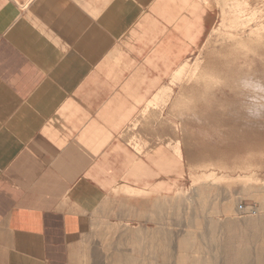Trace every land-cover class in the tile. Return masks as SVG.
I'll list each match as a JSON object with an SVG mask.
<instances>
[{
	"label": "crops",
	"instance_id": "obj_1",
	"mask_svg": "<svg viewBox=\"0 0 264 264\" xmlns=\"http://www.w3.org/2000/svg\"><path fill=\"white\" fill-rule=\"evenodd\" d=\"M203 1L0 0V241L21 264H67L81 220L126 204L120 189L139 209L184 188L166 115L215 21Z\"/></svg>",
	"mask_w": 264,
	"mask_h": 264
},
{
	"label": "rangeland",
	"instance_id": "obj_2",
	"mask_svg": "<svg viewBox=\"0 0 264 264\" xmlns=\"http://www.w3.org/2000/svg\"><path fill=\"white\" fill-rule=\"evenodd\" d=\"M214 2L217 3L214 4ZM234 5L233 0H226L225 5L222 4V0H213V7L216 14L215 21L210 28L206 40L201 44L192 59L185 65L184 70L178 75L179 70L171 79V84L175 87V91L168 105L166 116L170 119V124L173 123L174 130L178 129L179 131L183 154L186 158L188 178L184 188L177 194L170 196V198L152 197L143 203V208L139 209H132L127 203H130L129 200L134 201L144 197L143 194L138 193L136 190L118 189L128 196L129 199L126 204L119 201L110 202L107 200V203L93 208L84 216L80 224L81 230L73 239H69L68 241L67 264H91L93 261H96L97 264H111V260L109 259H111V256L115 253L116 247L118 248V246L115 247L114 244L110 246L111 248L106 245L104 246V242H102L103 238L99 234L103 228L108 232L115 233V242L121 237L124 240L123 232L125 231H135L137 229L147 231V234L152 236V241L148 240V242L145 240L148 243L145 241L140 243L135 240L133 243L134 246L131 244H122L123 246L119 245L117 249L120 252L123 249V251L125 250L124 253H126L133 248V257L135 259L138 258L139 261L145 264H175V259H179L180 256L186 257L188 261L195 257H200L199 254L193 253L190 247L187 250L189 253L186 251L181 255L180 252H177L181 245V242H178V240H180V237L182 238V235L197 232V234L194 233L196 237L194 240L189 238V243L195 244L194 241L196 240V243L200 242H198L200 239L197 237L208 227L205 219L202 220L205 218V213L208 209L205 206L209 207L208 210L216 208V210L222 212L226 207L230 208L233 205L232 213L234 214L232 215L234 219L230 216L229 224H225L224 221L226 220H224L225 218L223 216L218 218L220 223L218 222L216 224L217 226L214 224L218 228L216 234L221 230H223L221 231L223 234L219 232L216 237H213L216 245L210 244L209 248H223V252L220 258H214L217 261L216 263L214 260H211V262L208 261L206 264H218L223 262V260L225 263L232 264V256H236L237 253L242 252V249L246 245V238L249 236L253 227L257 225V222L249 221L251 218L248 217H253L254 209L259 213L261 210L259 207L262 208V201L254 198L255 193L252 195V198L250 195L255 190L258 193V187L261 183L262 185L264 184V160H260L261 158H258L256 161L254 160L257 162L255 164L256 167L251 170L233 172L231 167L237 165V162L240 164V160L241 162L245 160H247V163L250 162L253 152L256 151L251 148H256L257 146L259 148V145L262 146L264 144V120H249L244 116L242 107L246 100V94L240 86V81L244 78L264 80V30H259L263 35L259 41L251 45L249 44L245 48H234V42H232L234 39L231 38L237 35L247 38V35L250 33V28L251 30L254 29L248 27V21L250 20L248 19L249 17L246 18L247 16L240 19L245 22L244 26L235 27L238 19H236ZM241 6L243 9L245 7L248 9L245 3L244 5L242 3ZM253 25V23L250 24V26ZM195 69L196 74L193 77L190 73ZM205 72L212 74L210 79L205 77ZM196 75L203 76L199 78ZM239 77L240 81H238ZM247 149L251 151H247ZM258 150L263 149L259 148ZM234 154L235 156H233ZM241 155L242 157H240ZM205 163H216V165L221 167V169L216 170L211 176V180L215 183L214 185H217L216 189L214 186L211 187L213 184L211 183L212 181H209L210 183L206 182L205 184H201L200 182L202 178L201 174L210 168L206 167V169H203L198 167ZM216 165L214 164V166ZM251 175H255L259 186L256 187V183L253 181ZM248 183H253L255 185L253 189L255 190L251 188V192L247 194L244 189ZM202 185L203 188L205 186L209 187H206L208 190L206 191L205 188L204 190L201 189ZM262 185L259 188L264 187ZM211 188L214 189L212 190ZM202 191L204 192L203 194ZM198 193L204 199L206 198L207 201L210 198L208 201L210 205L208 203L205 206L201 205V201L197 199ZM207 193L208 195H206ZM212 197L213 199L211 200ZM213 203H216V205H213ZM247 207L249 213H244V209H247ZM203 208L206 209L201 210ZM239 209L243 210V212ZM201 214H204V217ZM247 214L249 215L247 216ZM196 216L200 219L198 223L204 224L201 227L202 231L196 229V225H199L194 221L193 217ZM222 224L228 226L226 227L228 229ZM164 230L169 232H166L167 235L165 236H163L165 234L163 232ZM159 231L160 233L156 234ZM155 235L157 236L154 238ZM168 236L169 242L166 240ZM106 237H111V234H108ZM160 237L162 238L160 239ZM213 240L208 239L207 242H213ZM6 241V237L3 242L0 241V264H21L17 254V248H15L16 240L10 236V241ZM162 241L164 242L162 243ZM167 242L170 245L165 244ZM154 243L159 245H154ZM163 244L167 245V247ZM153 245V248L156 247L157 249H153ZM161 245L164 247L162 248ZM110 249L112 250L110 251ZM160 251H165L164 256L160 254ZM94 256L99 257L94 259ZM224 256L226 259H224ZM211 257L213 259V253ZM98 258L101 259L98 260ZM169 259L173 260L170 261ZM187 264L192 263L189 262Z\"/></svg>",
	"mask_w": 264,
	"mask_h": 264
},
{
	"label": "bare ground",
	"instance_id": "obj_3",
	"mask_svg": "<svg viewBox=\"0 0 264 264\" xmlns=\"http://www.w3.org/2000/svg\"><path fill=\"white\" fill-rule=\"evenodd\" d=\"M205 1V3L206 4H209L208 3V0H204ZM203 1V2H204ZM233 2H234V8H235V14H236V19H238L237 21H236V24H235V27H237V26H244L245 25V22H243L242 20H240L242 17H246V18H248L250 21H248L249 22V24H248V27L250 28V27H252V28H254V29H252L251 30V28H250V33L247 35V38H244V36H235V37H233V38H231V39H234L232 42H234V48H245V46H248L249 44L251 45L252 43H255L256 41H259L261 38H262V33H260V31L259 30H264V0H233ZM204 3V4H205ZM215 3H217V2H214V4ZM225 3H226V0H222V4H224L225 5ZM243 3V5H244V3L247 5V7H248V9H246V7H245V9H243V7L241 6V4ZM254 3V4H253ZM223 7V6H222ZM245 10V11H244ZM245 18V19H246ZM245 19H243V20H245ZM247 21V20H246ZM254 24L253 26H250V24ZM231 47V46H230ZM234 50V49H233ZM193 73V74H192ZM192 73H190L193 77H194V75L196 74V69L192 72ZM201 73V72H200ZM204 73V72H203ZM189 74V75H190ZM199 74V73H198ZM202 74V73H201ZM197 76V75H196ZM201 76H203V75H200V76H197V77H201ZM211 76H212V74H209V73H206L205 72V77H208L209 79L211 78ZM238 81H240V77L238 78ZM209 98V97H208ZM208 100V99H207ZM179 105H181V104H179ZM207 105H208V103H207ZM177 106H178V104H177ZM210 107V106H209ZM195 111H196V109H195ZM186 115V114H185ZM186 117V116H185ZM189 117V116H188ZM187 117V118H188ZM207 117H209V116H207ZM257 142V141H256ZM256 144V143H255ZM247 145V144H246ZM263 145L264 144H262V146H260L259 145V148L260 149H263L264 150V147H263ZM244 146V145H243ZM249 146V145H248ZM254 146H257V145H254ZM241 147H242V145H241ZM240 147V148H241ZM245 147V146H244ZM252 147V146H251ZM258 147V146H257ZM256 147V148H257ZM261 147H263V148H261ZM251 148V149H255L256 151H257V149H259V148ZM248 150H250V149H247V151ZM254 150V151H255ZM263 150H258L257 152L255 151V152H253V154H252V159H251V161L250 162H248L247 163V160H243L244 162H241V160H240V164H238V162H237V165H235V166H232L231 167V170L233 171V172H238V171H243V170H251V169H253L254 167H256V163L257 162H255L256 160H258V158H261L260 160H264V151ZM240 152H241V150H239ZM251 151V150H250ZM228 152V151H227ZM235 152V151H234ZM242 153H244V152H242ZM242 153H240V154H242ZM227 154V153H226ZM250 154H251V152H250ZM249 154V155H250ZM232 155V154H231ZM233 156H235V154L233 155ZM240 157H242V155L240 156ZM255 160V161H254ZM264 162V161H263ZM207 163H210V162H207ZM232 163V162H231ZM215 165H216V163H214ZM214 164H204V165H202V166H198V167H200V168H203V169H206V167H210V168H208V170L207 171H205L204 173H202L201 174V184H205L206 182H209V181H212L211 183H213V180H211V176L213 175V173H215V171L216 170H219V169H221V167L219 166V165H216V166H214ZM251 177H252V179H253V181L256 183V187L257 186H259V184L257 183V180H256V178H255V175H251ZM261 182V181H260ZM264 182V181H263ZM210 183V182H209ZM200 184V185H201ZM215 183H213L212 185H211V187L212 186H214L215 187V189H216V186L217 185H214ZM253 183H248V184H246L245 185V189H244V191H246L247 192V194L248 193H250L251 192V190L254 188V184L252 185ZM258 184V185H257ZM199 185V186H200ZM261 185H262V183H261ZM260 185V186H261ZM264 185V184H263ZM262 185V186H263ZM205 186V185H204ZM210 186V185H209ZM253 186V187H252ZM259 186V187H260ZM201 187V186H200ZM206 187L207 186H205L204 188L206 189ZM258 187V189L260 190H258V193H256V190L255 189H253V190H255L254 192H252V194L250 195V197L252 198V195L254 194L255 195V197L254 198H258V199H260L262 202H261V204H262V208H260L259 207V209H261L260 210V212L258 213V211L256 210V209H254L255 210V212H254V214H253V217L251 216H249L248 218H251V220H249V221H255V223L257 224V225H255L254 227H253V225H252V227H253V229H252V231L250 232V234H249V236L246 238V240H245V242H246V245H245V247L242 249V252L241 253H237L236 254V256H232V261H233V263L232 264H264V187H261V188H259ZM204 188H203V185H202V188L201 189H203L204 190ZM207 188H209V187H207ZM252 188V189H251ZM195 189V188H194ZM197 189V188H196ZM212 189V188H211ZM214 189V188H213ZM212 189V190H213ZM127 190V189H126ZM208 189H206V191H207ZM196 191V190H195ZM197 191H198V189H197ZM138 193H141V194H143L141 191H137ZM245 192V193H246ZM197 193V192H196ZM204 192L202 191V194H203ZM215 193V192H214ZM245 193H243V194H245ZM200 193H198V195H197V199H199V201H201V205H203V206H205L207 203L210 205V203L208 202L209 200H210V198L208 199V201H207V199L205 198H203V196L202 195H199ZM210 194V193H209ZM195 195V194H194ZM206 195H208V193L206 194ZM212 195V194H211ZM216 195H218V194H216ZM247 196V195H246ZM249 196V195H248ZM195 197H196V195H195ZM211 197V196H210ZM218 197V196H217ZM213 199V197L211 198V200ZM198 201V200H197ZM232 201V200H231ZM230 201V202H231ZM216 202V201H215ZM256 202V201H255ZM260 202V201H259ZM232 203V202H231ZM198 204V203H197ZM199 204V205H200ZM233 204V203H232ZM213 205H216V203L214 204L213 203ZM206 208H208L209 209V207H207V206H205ZM232 207H233V205H231V210H232ZM200 208H202V207H200ZM200 208H199V210H200ZM206 208H203V209H201V210H204V209H206ZM211 208V207H210ZM230 208L229 207H226V209L225 210H223L222 212H219L218 210H216V208L215 209H212L211 208V210H208L207 209V211H206V213H205V218H203L202 220H204L205 219V223H206V225H208V227L206 228V230L204 231V232H201L202 231V225H204V224H201L200 222L198 223V220H200L199 219V217L198 216H196V217H193L194 218V221L195 222H197V224H199V225H196L197 227H196V229H199V230H201L200 232V235L197 237V238H199L200 240H198V242L199 243H196L197 242V240L196 241H194V243L195 244H190L189 243V238L191 239V240H194L196 237H195V234H197V232H194L193 234H185V235H182V238L180 237V240H178V242L180 241L181 242V245H180V249H179V251H177V252H180V254L182 255V253L183 252H186L188 249H189V247H190V249H191V251L193 252V253H195V254H199L200 255V257H195V258H193V259H190L189 261H188V259H186V257H184V256H180L179 257V259H175V262L177 263V264H187V263H189V262H191L192 264H206L208 261L209 262H211V260L213 261L214 260V262L216 263L217 261H215V259H218V258H220V255H221V253L223 252L222 250H223V248H222V246H221V248L222 249H219L218 247L217 248H215V249H210L209 248V246H210V244H215L216 245V243H214V240H213V237H216V235L219 233V232H221V231H223V230H221V231H219L217 234H216V232H217V230H218V228L217 227H215V226H217L216 224L219 222V220H218V218L219 217H221V216H223L225 219L224 220H226V221H224L225 222V224L226 223H230V221H229V219H230V216H232V215H234L232 212H233V210L231 211L230 210ZM242 209V208H241ZM241 209H239V210H241ZM197 210V209H196ZM253 210V211H254ZM242 212H243V210H241ZM193 212V211H192ZM201 212V211H200ZM244 213H249V209H248V207H247V209L245 208L244 209ZM231 214V215H230ZM250 214H251V212H250ZM198 215V214H197ZM202 215V214H201ZM204 215V214H203ZM202 215V216H203ZM236 215V214H235ZM249 214H247V216H248ZM237 216V215H236ZM246 216V215H245ZM245 216H243V217H245ZM192 217V216H191ZM204 217V216H203ZM232 218L234 219V217L232 216ZM231 218V219H232ZM236 218V217H235ZM247 218V219H248ZM244 219H246V218H244ZM243 219V220H244ZM239 221V220H238ZM245 221V220H244ZM220 223V222H219ZM214 224H215V226H214ZM224 224V225H225ZM246 224H247V222H246ZM187 225V224H186ZM188 225H189V223H188ZM192 225V224H191ZM194 225V224H193ZM223 225V224H222ZM223 225V226H224ZM233 225V224H232ZM237 226V225H236ZM226 227H228V226H226L225 225V228ZM239 227V226H238ZM193 228V227H192ZM201 228V229H200ZM226 229H228V228H226ZM230 229V228H229ZM239 229V228H238ZM246 229V228H245ZM156 230H159V229H156ZM161 230V229H160ZM240 230V229H239ZM228 231V230H227ZM247 231V230H246ZM163 232H165V234L163 235V236H165V235H167V233H169V232H167V231H163ZM167 232V233H166ZM241 232V231H240ZM148 232L147 231H144V230H142V229H137V230H135V231H125V232H123V239L124 240H122V237L121 238H119L116 242H115V240H114V238H115V233L113 232H108L106 229H101V231L99 232V234L102 236V238H103V241L102 242H104V246L106 245L107 247H110L111 245H115V247L116 246H118V248H119V245H122V244H131V245H133V243H134V241L135 240H137V242H143V241H145V240H149V241H152L153 240V238H152V236H150V235H148L147 234ZM160 233V231L159 232H156V234H159ZM172 233V232H171ZM244 233V232H243ZM108 234H111V237H106ZM154 234V233H153ZM162 234V233H161ZM160 234V235H161ZM173 234V233H172ZM221 234H223V232H221ZM221 234H219L220 236H221ZM151 235H152V233H151ZM168 235H170V234H168ZM218 235V236H219ZM157 235H155L154 236V238L156 237ZM219 236V237H220ZM231 236V235H230ZM159 237V236H158ZM175 237V236H174ZM241 237V236H240ZM244 237V236H243ZM162 237H160V239H161ZM165 238V237H164ZM163 238V239H164ZM157 239V238H156ZM208 239H210L211 241L213 240V242H207V240ZM215 239V238H214ZM217 239V238H216ZM245 239V238H244ZM166 240L169 242V236L168 237H166ZM166 240H164L165 242H166ZM241 240V239H240ZM147 241H145V242H147ZM148 241V242H149ZM158 241L160 242V240L158 239ZM164 241H162V243L164 242ZM217 241H218V239H217ZM231 241V240H230ZM244 241V240H243ZM147 242V243H148ZM165 243V244H168V245H170L169 243ZM161 243V242H160ZM165 244H163V245H165ZM226 244V243H225ZM146 245V244H145ZM154 245H159V244H155L154 243ZM154 245L152 246V248L154 247ZM163 245H161V247L163 248L164 246ZM231 245V244H230ZM229 245V246H230ZM251 245H253V246H251ZM256 245V246H255ZM123 246V245H122ZM134 246V245H133ZM166 247H167V245H165ZM232 246V245H231ZM114 247V246H113ZM168 247H170V246H168ZM216 247V246H215ZM237 247V246H236ZM111 248V247H110ZM117 247H116V251H115V253L111 256V259H109V260H111L110 261V263L111 264H145V263H143L142 261H139V259L138 258H134L133 257V254H134V249L133 248H131V250L129 251V252H126V253H124V251H123V249H121V252L120 251H117V249H118ZM137 248V247H136ZM156 248V247H155ZM155 248H153V249H155ZM141 249V248H140ZM153 249H152V252H153ZM157 249V248H156ZM168 249V248H167ZM237 249H238V247H237ZM237 249H235V251H237ZM112 249H110V251H111ZM136 250V249H135ZM177 250H178V247H177ZM239 250V249H238ZM123 251V252H122ZM158 251V250H157ZM168 251H170V250H168ZM106 252H107V250H106ZM105 252V253H106ZM108 252H109V250H108ZM154 252H155V250H154ZM161 252V251H160ZM165 252V251H164ZM164 252L162 251L160 254H162V256H164ZM177 252H175V253H177ZM188 253H189V251H187ZM192 252H190V253H192ZM167 253V252H166ZM170 253V252H169ZM173 253V252H172ZM213 253V259H212V257H211V254ZM108 254H110V253H108ZM158 254V253H157ZM179 254V255H180ZM154 255H155V253H154ZM173 255V254H172ZM172 255H170V257H172ZM103 256V255H102ZM106 256H107V254H106ZM95 257V256H94ZM97 257H99V256H97ZM97 257H95L94 259H97ZM168 257V256H167ZM225 257V256H224ZM139 258H140V256H139ZM215 258V259H214ZM99 259H101V258H98V260ZM224 259H226V257L224 258ZM170 261L171 260H173V259H169ZM168 260V261H169ZM92 261V260H91ZM98 262V261H97ZM173 262V261H172ZM224 262V263H223ZM223 262H221V263H218V264H229V263H225V261L223 260ZM175 263V264H176ZM91 264H97L96 263V261H93ZM165 264V263H164ZM168 264V263H167ZM209 264H211V263H209Z\"/></svg>",
	"mask_w": 264,
	"mask_h": 264
},
{
	"label": "clouds",
	"instance_id": "obj_4",
	"mask_svg": "<svg viewBox=\"0 0 264 264\" xmlns=\"http://www.w3.org/2000/svg\"><path fill=\"white\" fill-rule=\"evenodd\" d=\"M240 86L246 94L242 111L249 120H264V80L244 78Z\"/></svg>",
	"mask_w": 264,
	"mask_h": 264
}]
</instances>
